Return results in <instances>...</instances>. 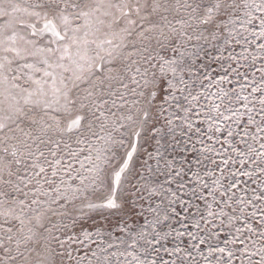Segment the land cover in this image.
<instances>
[{"label":"snow or ice","instance_id":"obj_1","mask_svg":"<svg viewBox=\"0 0 264 264\" xmlns=\"http://www.w3.org/2000/svg\"><path fill=\"white\" fill-rule=\"evenodd\" d=\"M0 264H264V0H0Z\"/></svg>","mask_w":264,"mask_h":264},{"label":"rangeland","instance_id":"obj_2","mask_svg":"<svg viewBox=\"0 0 264 264\" xmlns=\"http://www.w3.org/2000/svg\"><path fill=\"white\" fill-rule=\"evenodd\" d=\"M97 220H98V221H101L102 218H101V217H97ZM87 223H88V224H92L93 222H92L91 220H88ZM105 223H106V221H105Z\"/></svg>","mask_w":264,"mask_h":264}]
</instances>
